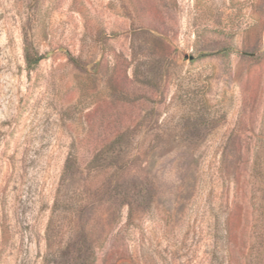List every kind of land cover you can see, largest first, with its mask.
<instances>
[{
	"label": "rangeland",
	"instance_id": "rangeland-1",
	"mask_svg": "<svg viewBox=\"0 0 264 264\" xmlns=\"http://www.w3.org/2000/svg\"><path fill=\"white\" fill-rule=\"evenodd\" d=\"M0 264H264V0H0Z\"/></svg>",
	"mask_w": 264,
	"mask_h": 264
},
{
	"label": "trees",
	"instance_id": "trees-1",
	"mask_svg": "<svg viewBox=\"0 0 264 264\" xmlns=\"http://www.w3.org/2000/svg\"><path fill=\"white\" fill-rule=\"evenodd\" d=\"M42 59H43L42 57H36V58H34V59L31 61L30 64H32V65H36V64H38Z\"/></svg>",
	"mask_w": 264,
	"mask_h": 264
}]
</instances>
